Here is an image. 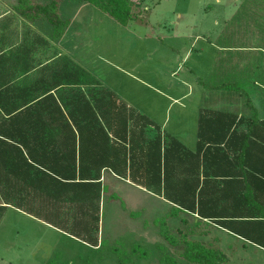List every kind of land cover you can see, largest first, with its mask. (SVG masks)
<instances>
[{"label":"rangeland","instance_id":"obj_1","mask_svg":"<svg viewBox=\"0 0 264 264\" xmlns=\"http://www.w3.org/2000/svg\"><path fill=\"white\" fill-rule=\"evenodd\" d=\"M56 1L60 16L71 22L52 46L56 55L49 65L61 69L56 79L64 85L79 82L89 94L107 92L111 110L129 125L130 119L144 118L152 133L157 127L192 149L200 113L235 108L248 114L241 87L245 73L239 66L264 65V0H131L127 26L82 0ZM259 74L249 72L248 77L252 81ZM105 182L109 189L102 203L99 246L69 235V224L44 211L34 217L7 208L0 220V264H161L164 246L185 263L179 257L182 246L172 247L162 234L166 228L179 237L178 229L186 227L178 219L166 227L153 222L168 207L125 179L107 174ZM131 211L140 216L130 217ZM205 232L188 239L223 250V264H264V250L258 246L214 227Z\"/></svg>","mask_w":264,"mask_h":264},{"label":"trees","instance_id":"obj_2","mask_svg":"<svg viewBox=\"0 0 264 264\" xmlns=\"http://www.w3.org/2000/svg\"><path fill=\"white\" fill-rule=\"evenodd\" d=\"M82 1L122 26L132 19L131 0ZM16 10L30 21L46 20L56 39L69 24L60 17L56 0H17ZM61 84L57 94L50 87L38 89L37 83L0 94V220L7 208L34 217L44 211L69 224V235L97 247L108 174L152 193L168 207L167 214L154 219L155 225L166 227L169 220L178 219L186 227L178 229L179 237L166 228L162 234L172 247L182 246L179 257L185 263L164 246L161 264L226 262L223 250L211 242L188 239L194 233L207 235L208 226L264 250V200L250 195L229 199L230 174L235 176L229 165L264 155V139L258 136L264 121L249 99L248 116L225 109L200 113L196 147L191 150L157 127L152 133L144 118L130 119L129 125L125 116L111 110L107 92L86 94L79 82ZM251 170L264 185V171ZM110 196L125 209L118 195ZM129 216L138 218L140 212Z\"/></svg>","mask_w":264,"mask_h":264},{"label":"crops","instance_id":"obj_3","mask_svg":"<svg viewBox=\"0 0 264 264\" xmlns=\"http://www.w3.org/2000/svg\"><path fill=\"white\" fill-rule=\"evenodd\" d=\"M16 6L17 0L15 4H13V0H0V94L4 92V89L28 88L34 86L35 83L38 84V89L50 87L53 89L52 93L57 94L61 89H57L56 86L61 82L56 79V76L61 69L52 68L49 64L55 61L56 54L52 46L62 38H54V29L46 20L38 18L30 21L18 13ZM68 21L69 24L65 28L64 34L71 24L70 20ZM44 23L48 24L51 30L46 29ZM262 52L264 51L262 50ZM239 67H241L240 71L245 73L241 87L244 86L246 89V99H249L256 109L257 118L264 121V65L258 67L246 63ZM254 71H259L260 74L251 81L248 73ZM234 72H238V67L235 66ZM81 89L83 90V88ZM84 93L87 94V91ZM232 99L234 98L232 97ZM225 110L236 111L235 108ZM247 113L250 114L249 111ZM248 114L246 115L248 116ZM258 136L260 139H264V131H260ZM193 145L194 148L191 150L195 149L196 141ZM263 165L264 155L262 153L256 157H249L244 163L234 162L229 165V172L235 174L234 177L230 174L229 180V199L231 201L240 200L246 195H250L249 197L253 199L264 200V187H262L264 185L256 181V174L251 170L252 167H258L261 170L264 168ZM222 232L227 233L226 230Z\"/></svg>","mask_w":264,"mask_h":264}]
</instances>
